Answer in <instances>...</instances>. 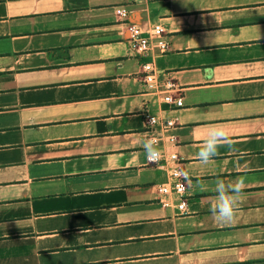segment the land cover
Returning <instances> with one entry per match:
<instances>
[{"label":"crops","instance_id":"obj_1","mask_svg":"<svg viewBox=\"0 0 264 264\" xmlns=\"http://www.w3.org/2000/svg\"><path fill=\"white\" fill-rule=\"evenodd\" d=\"M126 22L161 25L165 52L137 57ZM146 109L174 121L157 164ZM213 127L236 150L204 165ZM170 154L191 177L183 211L160 203ZM238 176L222 223L214 181ZM0 264H264V0H0Z\"/></svg>","mask_w":264,"mask_h":264},{"label":"built area","instance_id":"obj_2","mask_svg":"<svg viewBox=\"0 0 264 264\" xmlns=\"http://www.w3.org/2000/svg\"><path fill=\"white\" fill-rule=\"evenodd\" d=\"M115 14L123 21H127L128 10L124 6H118L115 8ZM128 28V43L131 50L135 53L137 57L143 59L147 56L150 48L155 46L159 52H165L167 48V43L164 40L163 28L159 24L152 25L149 30L145 31L141 29L137 24L126 22ZM142 68V79L146 90L149 93L164 94L163 101L166 103H172V98L170 92L174 89L175 85L172 80H158V75L150 61H144L141 65ZM144 118L146 123V131L148 132V137L155 138L157 144H159L157 135L155 134V129L160 128L162 131H167L174 125L172 119H160L157 115L151 114L149 110H144ZM169 141H173V138H169ZM159 158L158 162L160 161ZM158 162H153L149 160L146 156L147 164H157ZM177 157L175 154H170L166 160L165 165L168 167L169 180L165 185L158 188L159 193L162 198L160 203L162 206H167L169 204L167 198L173 197L177 199V209L183 211L186 206L187 197V183L184 179V175L181 170L176 166Z\"/></svg>","mask_w":264,"mask_h":264},{"label":"clouds","instance_id":"obj_3","mask_svg":"<svg viewBox=\"0 0 264 264\" xmlns=\"http://www.w3.org/2000/svg\"><path fill=\"white\" fill-rule=\"evenodd\" d=\"M147 158L153 162H158L160 158L159 146L153 137H147L142 141ZM225 147L230 151H235L232 139L227 132L219 127H213L208 135L200 143L197 158L201 164L207 165L219 155V149ZM185 179H191L186 173ZM246 177L238 176L232 179H216L214 181V202L210 205L211 214L222 223H231L235 218L236 207L244 195ZM197 187L201 191L206 185L198 182Z\"/></svg>","mask_w":264,"mask_h":264}]
</instances>
